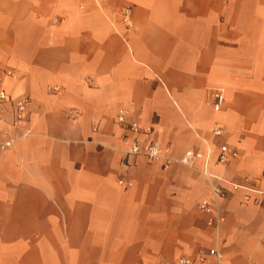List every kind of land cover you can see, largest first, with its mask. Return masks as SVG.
I'll return each mask as SVG.
<instances>
[{
  "label": "crops",
  "instance_id": "crops-1",
  "mask_svg": "<svg viewBox=\"0 0 264 264\" xmlns=\"http://www.w3.org/2000/svg\"><path fill=\"white\" fill-rule=\"evenodd\" d=\"M0 80V145L14 136L0 264H175L212 247L223 264H264V0H0ZM121 108L173 163L127 153L148 136ZM223 143L239 151L225 164ZM189 149L204 155L183 163ZM215 183L229 187L218 230L199 205Z\"/></svg>",
  "mask_w": 264,
  "mask_h": 264
},
{
  "label": "built area",
  "instance_id": "built-area-1",
  "mask_svg": "<svg viewBox=\"0 0 264 264\" xmlns=\"http://www.w3.org/2000/svg\"><path fill=\"white\" fill-rule=\"evenodd\" d=\"M131 7H126L124 9V23L130 25L131 23ZM57 20V19H55ZM11 71H8V74H11ZM1 82V80H0ZM54 91H59L60 86H54ZM214 96V108L220 110L225 96L221 90H217L213 93ZM8 99V95L4 89L0 88V113L3 111V104ZM11 99V98H10ZM14 104V118L11 123L12 127H18L24 124L28 112V105L30 99L28 96H19L17 98H12ZM117 121L122 124L125 128L131 130L136 136L144 134L148 136L146 141L140 140L138 137H135L130 144V147L127 150L128 154H143L150 160H159L164 158L165 166H169L173 163V158L167 156L163 152L162 144L159 140L152 138V129L150 127L142 125L138 120L132 118L131 111L128 108H121L117 113ZM7 138L0 145V148L5 150L11 147L14 144V136L12 135V130L9 129L6 131ZM213 133L215 136H220L223 133V128L219 123H216L213 127ZM203 152L189 149L185 152V155L181 158L183 163H190L194 159L202 158ZM239 156V151L234 148H230L227 143L220 145V152L218 155V161L220 163H228L232 158ZM122 183H126L123 179ZM242 186L237 183H232L230 188L237 190ZM228 189L222 183H215L211 189V197H204L200 201V208L205 211L208 215L207 223L210 226H213L218 230L221 227V224L225 221V215L219 207V200L224 198ZM249 196L246 195L245 199H248ZM209 260H214L218 264H223V254L217 247L207 248L200 250L195 256L182 255L175 261V264H196L204 263ZM162 264H174L171 261H164Z\"/></svg>",
  "mask_w": 264,
  "mask_h": 264
}]
</instances>
